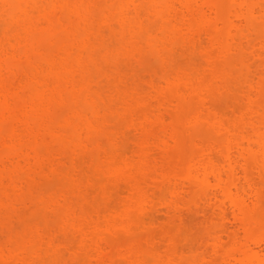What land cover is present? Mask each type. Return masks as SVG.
I'll list each match as a JSON object with an SVG mask.
<instances>
[{"label": "bare ground", "instance_id": "obj_1", "mask_svg": "<svg viewBox=\"0 0 264 264\" xmlns=\"http://www.w3.org/2000/svg\"><path fill=\"white\" fill-rule=\"evenodd\" d=\"M254 175L264 0H0V264H264Z\"/></svg>", "mask_w": 264, "mask_h": 264}, {"label": "rangeland", "instance_id": "obj_2", "mask_svg": "<svg viewBox=\"0 0 264 264\" xmlns=\"http://www.w3.org/2000/svg\"><path fill=\"white\" fill-rule=\"evenodd\" d=\"M254 179L258 182V186L262 189V191L264 192V180L262 179H259L258 177H257V175H254ZM263 204H262V206H263V208H264V198H263Z\"/></svg>", "mask_w": 264, "mask_h": 264}, {"label": "snow or ice", "instance_id": "obj_3", "mask_svg": "<svg viewBox=\"0 0 264 264\" xmlns=\"http://www.w3.org/2000/svg\"><path fill=\"white\" fill-rule=\"evenodd\" d=\"M10 264H11V262H10ZM33 264H35V262H33Z\"/></svg>", "mask_w": 264, "mask_h": 264}]
</instances>
